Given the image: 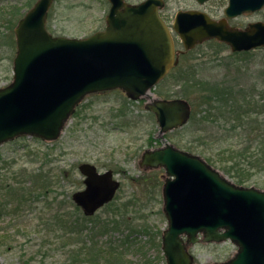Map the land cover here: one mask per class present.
Returning <instances> with one entry per match:
<instances>
[{
  "label": "water",
  "instance_id": "water-1",
  "mask_svg": "<svg viewBox=\"0 0 264 264\" xmlns=\"http://www.w3.org/2000/svg\"><path fill=\"white\" fill-rule=\"evenodd\" d=\"M53 2L36 0L14 28L12 82L0 88V145L24 136L55 141L85 96L118 89L131 100L147 97L178 64L157 0L139 5L109 0L106 29L83 39L48 32L46 19ZM263 7L264 0H229L224 15L234 18ZM174 28L185 52L210 39L234 53L264 48L263 22L237 29L225 18L214 21L203 13H187L177 16ZM145 108L156 115L161 133L185 125L191 112L182 99L151 102ZM141 165L165 169L168 227L162 251L167 264H193L188 246L227 239L238 246L237 254L216 264H264V191L236 186L200 157L170 145L144 152ZM78 169L84 189L73 193L72 200L92 216L114 198L119 183L111 171L100 174L87 163Z\"/></svg>",
  "mask_w": 264,
  "mask_h": 264
},
{
  "label": "rangeland",
  "instance_id": "rangeland-1",
  "mask_svg": "<svg viewBox=\"0 0 264 264\" xmlns=\"http://www.w3.org/2000/svg\"><path fill=\"white\" fill-rule=\"evenodd\" d=\"M16 2L0 0V10L8 11L12 6H21L24 1L19 4ZM107 9L106 0H56L49 10L46 26L55 36L86 37L102 26ZM257 20L264 21V11L243 19L242 22ZM0 29L5 31L2 26ZM13 38L15 41L14 35ZM173 38L175 47L182 49L175 33ZM1 50L4 55L0 56L4 58L0 62V88L9 85L13 76V59L6 58L11 50L4 47ZM185 71L195 73L206 82H227L244 87L250 94L256 93L264 86V50L257 49L245 55L232 56L226 46L208 41L183 55L179 66L150 90L147 97H142L139 101L129 100L120 91L87 96L56 142L42 144L32 138H19L0 146V200L5 201L8 197L4 195L7 191L4 188L11 185L15 178L12 171L17 172L18 169L24 168V165L31 170L40 166L39 163L27 162L26 155L29 151H50L49 154L54 159V162L50 163L51 167L64 168L69 172L70 177L60 181L55 191L58 202L68 201L74 192L83 189L82 177L77 168L81 163L94 164L100 172L112 170L121 183L114 199V204L120 209V216L117 218L120 224L117 223L113 231L109 230L95 239L100 242L97 248L104 249L105 243L114 244L118 251H125L124 257L131 259L135 264H165V261L161 260L162 234L167 228L162 198L165 171L162 168H142L139 162L144 151L167 145L197 156L201 153L202 148H199L201 150L198 153L193 148L200 143L197 141L199 133L196 132L195 126L187 124L182 128L161 133L155 115L145 109V105L151 102L183 98L188 94V90L182 87L181 78ZM258 98L253 97V100L261 99ZM250 109L260 111V102L252 104ZM251 118L254 119L255 116ZM258 121L264 124V117ZM229 135L233 144L240 143L244 138V134L239 135L238 131H231ZM256 145L252 143V148L256 149ZM209 151L213 159L206 154V159L203 160L234 184L264 191V172H238L242 180L235 178V175L227 174L214 165L218 158L217 152ZM208 158L210 161H207ZM11 159L16 160L14 167H1L3 161L9 162ZM3 196L5 198H2ZM32 208L35 211L30 215L25 211L24 216H15L7 214L6 210V214L0 217L1 264H90L84 261V251L88 249L89 239L93 237H88L85 233L82 236H64L65 233L60 231V223H57L51 213L46 214L44 220L42 214H38L41 205L34 204ZM106 208L100 210L96 217L101 220L113 218L110 210ZM61 210L64 215L72 211L68 205L61 207ZM127 235L131 236L124 242ZM66 238H69L70 242ZM82 249L85 254L72 261L71 257L78 252L81 254ZM188 250L194 257L193 264H213L229 260L237 248L229 242L199 243L190 245Z\"/></svg>",
  "mask_w": 264,
  "mask_h": 264
},
{
  "label": "trees",
  "instance_id": "trees-1",
  "mask_svg": "<svg viewBox=\"0 0 264 264\" xmlns=\"http://www.w3.org/2000/svg\"><path fill=\"white\" fill-rule=\"evenodd\" d=\"M16 1L17 4L24 2L21 6H12L8 11L0 10V27L5 29V31L0 29V41L2 40L0 54L4 55L1 50L2 47L9 48L11 53L6 56L8 60H12L15 55L13 28L24 12L35 2V0ZM245 54L241 53V55ZM236 55L239 54H232V56ZM2 58L4 56H0V62ZM181 79H183L182 87L189 92L183 98L189 101L192 106L189 126H195L196 132L199 133L197 141L200 143L193 146L194 151L198 153L201 150L199 148H202L199 155L205 158V155L208 154L211 159L213 157L209 150L217 152L218 158L216 157L217 160H215L214 165L223 172L235 175V178L241 180L238 172L253 170L264 172V124L258 121L264 117V86H262V90L250 94L242 86L231 85L227 82L219 84L206 82L198 78L193 72L185 71ZM254 90L256 89L254 88ZM256 96L261 97V99L258 98V101H254L253 97ZM248 98L250 99L248 100ZM256 102H260L261 109L258 112L250 109L252 104L255 105ZM252 116L255 118L252 119ZM231 131H238L239 135L244 134L243 140L233 144L231 142L232 137L229 135ZM252 143L257 144L256 149L252 148ZM49 152L41 153L38 151L34 153L29 151L26 155L27 162L39 163L40 166L31 170L28 169L27 165H24V168L18 169L17 172L12 171L15 178L11 185L4 188L7 190L4 195L8 197L5 201L0 200V217L6 214V210L7 214L15 216H24L25 211H28V215H30L35 211L32 210L34 209L32 205L40 204L41 208L38 210V214H42V218L45 220L46 214L51 213L57 223H60V231L65 233L64 236H69V234L82 236L85 233L86 236L93 237L89 239V247L84 251L86 255L82 249L81 254L78 252L71 257L72 261H76L80 255H84V261H88L90 264H102L101 262L103 264H135L131 259L124 257L126 252L118 251L114 244L107 245L105 243L104 249L97 248L100 242H96L95 239L105 235L109 230L113 231L114 225L120 224L117 221L120 216L118 215L120 209L114 202L105 206L106 209L110 210L113 218L101 220L100 217H96L97 215L85 217L70 198L68 201H57L58 195L55 194V191L58 184L62 180H67L70 174L64 168L55 169V166L51 167L50 163H53L54 159ZM210 158L207 161H210ZM15 164L16 160L11 159L9 162L3 161L1 167H14ZM67 205L72 211L64 215L61 207ZM13 225L17 224L13 223ZM130 236L127 235L124 242ZM66 239L70 242L69 238ZM106 248L107 250H105ZM161 260L163 261V258Z\"/></svg>",
  "mask_w": 264,
  "mask_h": 264
},
{
  "label": "flooded vegetation",
  "instance_id": "flooded-vegetation-1",
  "mask_svg": "<svg viewBox=\"0 0 264 264\" xmlns=\"http://www.w3.org/2000/svg\"><path fill=\"white\" fill-rule=\"evenodd\" d=\"M129 4H139L145 0H125ZM159 2L157 6V11L159 17L163 21V23L170 29L174 30V22L178 14H186V13H204L208 15L210 18L214 20H221L225 17L224 11L229 5V0H157ZM109 9V2L106 0ZM106 10L104 15L107 14ZM264 11V8L251 13H242L235 18L227 19V24L233 28L244 29L250 23L255 22H264L263 20L257 21H247L242 22L243 19H248L254 15H258ZM105 16L103 19L102 26H100L95 31L103 30L105 28ZM241 20V21H240ZM181 57V55L179 56Z\"/></svg>",
  "mask_w": 264,
  "mask_h": 264
},
{
  "label": "bare ground",
  "instance_id": "bare-ground-1",
  "mask_svg": "<svg viewBox=\"0 0 264 264\" xmlns=\"http://www.w3.org/2000/svg\"><path fill=\"white\" fill-rule=\"evenodd\" d=\"M149 95V94H148ZM149 97V96H148ZM151 98V97H150Z\"/></svg>",
  "mask_w": 264,
  "mask_h": 264
}]
</instances>
